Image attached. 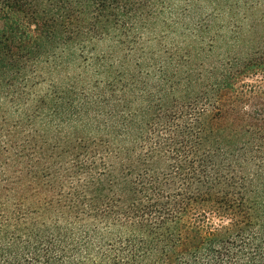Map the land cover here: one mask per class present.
Here are the masks:
<instances>
[{"label":"trees","instance_id":"trees-1","mask_svg":"<svg viewBox=\"0 0 264 264\" xmlns=\"http://www.w3.org/2000/svg\"><path fill=\"white\" fill-rule=\"evenodd\" d=\"M262 5L0 0V264H264Z\"/></svg>","mask_w":264,"mask_h":264},{"label":"rangeland","instance_id":"rangeland-1","mask_svg":"<svg viewBox=\"0 0 264 264\" xmlns=\"http://www.w3.org/2000/svg\"><path fill=\"white\" fill-rule=\"evenodd\" d=\"M185 0H172V3L174 5L175 8L182 6ZM261 10L264 9V6L262 5V7L260 8ZM210 10V6H208L207 4H202V13H207ZM225 19V18H224ZM222 34H227V33H222Z\"/></svg>","mask_w":264,"mask_h":264}]
</instances>
